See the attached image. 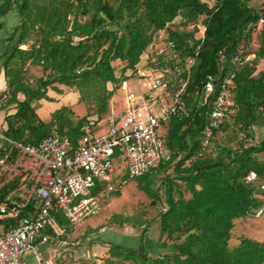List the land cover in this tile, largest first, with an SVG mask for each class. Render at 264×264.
Instances as JSON below:
<instances>
[{
  "label": "trees",
  "instance_id": "16d2710c",
  "mask_svg": "<svg viewBox=\"0 0 264 264\" xmlns=\"http://www.w3.org/2000/svg\"><path fill=\"white\" fill-rule=\"evenodd\" d=\"M252 1H8L13 2L20 19L8 39L10 44L18 37L17 42L11 52L3 54L9 75L7 101L16 108L6 119L5 136L12 140L37 145L56 128L75 143L85 124H97L109 111L119 81L114 63L124 64V74L137 70L150 44L163 33L176 42L183 55H195L191 91L199 89L209 75L222 78L228 70L236 71L233 110L214 131L202 156L198 152L210 101L203 103L191 95L188 101L194 103L193 116L174 117L164 124L171 158L156 168L174 173L173 195L168 209L159 212V254L150 256L140 249L137 264H264V242L242 237L230 246L237 221L264 208V160L260 159L264 153V0L260 7ZM199 22L206 30L195 54L198 42L190 37L203 34ZM180 26L192 30L180 31ZM255 31H259L261 46L253 52ZM30 41L27 49L20 48ZM240 53H254L255 57L237 63L234 57ZM28 61L42 69L34 85L22 79ZM54 83L76 90L86 105L87 114L77 124L66 115L73 113L70 108L55 111L49 122L36 114L33 102L45 98ZM21 93L27 95L23 100ZM229 131L234 137L219 141ZM237 132L255 143H245ZM2 150L5 155L9 145ZM248 175L252 176L249 182ZM11 187L0 189V203ZM17 224V219H0L4 229Z\"/></svg>",
  "mask_w": 264,
  "mask_h": 264
},
{
  "label": "built area",
  "instance_id": "2783aa9c",
  "mask_svg": "<svg viewBox=\"0 0 264 264\" xmlns=\"http://www.w3.org/2000/svg\"><path fill=\"white\" fill-rule=\"evenodd\" d=\"M199 23L203 34L190 37L198 42L195 54L206 30ZM180 29L184 31L183 26ZM253 58L252 53L246 56L240 53L234 61L241 63ZM194 62L195 55H183L167 33L160 34L150 44L147 57L137 70L124 74L120 69L118 89L124 94V108L121 114L109 118L105 126L85 124L83 134L75 143L55 128L37 145L0 134V139L9 145L0 160V189L12 185L0 203V219L18 220L14 227L0 228V264H27L24 255L36 251L41 244L60 249L79 244L80 240L66 237L68 228L61 224L60 218L67 220L70 230L76 229L99 214L104 204L120 193L130 179L169 161L171 151L158 129L174 117L193 116L194 103L188 101L191 95L203 103L211 102L198 156L207 151L214 131L233 110L236 71L230 69L222 78L209 75L199 89L191 91ZM130 77L137 80L139 94L130 89ZM8 97L6 92L1 100ZM240 139L254 144L243 132ZM120 157L127 161V168L116 180L114 161ZM251 180L252 176L248 175L246 181Z\"/></svg>",
  "mask_w": 264,
  "mask_h": 264
},
{
  "label": "crops",
  "instance_id": "0c3cea01",
  "mask_svg": "<svg viewBox=\"0 0 264 264\" xmlns=\"http://www.w3.org/2000/svg\"><path fill=\"white\" fill-rule=\"evenodd\" d=\"M8 1L9 0H0V134H5L8 128L6 121L7 115L16 112L15 104L8 103L7 101L9 97L6 100H1V97L9 91V75L6 73V68L3 63V54L6 51L11 52L13 50L18 37H15L13 43L10 44H8V39L13 28L19 24L20 20L18 11L13 2L8 4ZM31 43L30 41L29 43L21 44L20 48L27 49ZM252 55L255 57L254 53H252ZM114 64L116 65L115 74L117 76L120 74V69L123 68L124 64L121 61H116ZM41 75V67L32 65L30 61H28L22 72V79L24 82L34 85L37 78ZM51 88H54L57 92L50 90ZM26 96L27 95L24 93H21L19 98L23 100ZM46 97L47 98L36 100L32 104L36 114L44 122H49L52 119V114L61 107L69 106L68 108L73 107L74 109L82 104V102H80V95L76 90L59 83H54L52 86L48 87ZM114 98L115 95H113L112 101L110 100L111 105L109 104V108H111L113 113ZM123 108L124 103L122 100L119 114H121ZM119 114H113L108 117V119L101 118L98 123L105 126L104 123H107L109 118ZM261 134H263V132ZM5 145L6 143L0 139V160L4 157V154H2L4 150H2V148L4 149ZM263 155L264 153L261 155L262 157H260L261 160H264ZM164 173L167 172L160 170L158 176H164ZM167 174L170 173L168 172ZM173 175L174 173L172 172V176ZM120 176V171H117L115 175L116 180H118ZM163 180L162 178L157 192L161 199V206H159L158 209L154 207L153 209H148L149 212L150 210L153 211L154 215L151 214V216L155 217L150 219V221L135 226L121 223L115 219L109 220L106 217L100 220L96 216H93L76 229L70 230L67 220L61 217V224L68 228L66 237L80 240L79 244L66 249H60L50 244H41L36 251L26 253L23 257L24 261L27 264H137L140 249L141 253L148 252L150 256L159 254L161 249L158 247V243L162 230L159 221V212L160 209H168V204L173 195L172 178H169V181L167 180V185ZM116 195H113L111 199L104 204L102 210L106 208V211H108V207H110L111 203L115 202ZM103 227H106L105 231H101ZM0 228L3 227L0 226Z\"/></svg>",
  "mask_w": 264,
  "mask_h": 264
},
{
  "label": "rangeland",
  "instance_id": "374dc122",
  "mask_svg": "<svg viewBox=\"0 0 264 264\" xmlns=\"http://www.w3.org/2000/svg\"><path fill=\"white\" fill-rule=\"evenodd\" d=\"M261 3L262 0H255L251 2L252 5L257 7H260ZM179 30L181 31V29ZM191 30V26L184 29V31ZM252 40L253 43L251 44V49L253 50V52L258 51L261 46V38L259 36V31L254 32ZM260 69H262V61L258 66V70ZM144 70L145 72L148 71L146 68ZM128 80L130 89L133 90L135 93L139 94V87L136 85L137 80L134 77H130L128 78ZM50 90L56 91L54 88H51ZM114 95V113L112 112L111 108H109V111L103 114V116L101 117L102 119H108V117L112 116L113 114L120 113L121 101L123 100L124 94L120 89H117ZM82 104L78 105L74 109L73 107H70V110L73 113L66 112V115L69 116L72 120H74L75 124H77L79 120H81V118H83L87 114L86 105L84 103ZM68 107L69 106L61 108ZM165 131V125L160 126L158 129V132L160 134H165ZM96 132L101 133L99 131ZM237 133H239L240 135V132ZM231 136L234 137V135L230 131L228 133H222L219 136V141L228 142L230 141ZM114 163L116 166V170L120 171V174L122 175L127 168V161L123 157H120L117 158ZM160 170L161 169L155 168L151 172H148L143 176L130 179L129 182L124 186L122 191L116 195L117 197L114 202L116 204L112 202L110 207H108V211H106L107 209L104 208V210H101L99 214L96 215V217L100 220L104 219V217L109 220L115 219L117 221H120L121 223L132 224L135 226H139L143 222H148L150 221V219L155 218L154 216H151V214L154 215L153 211L150 210L149 212L148 209H153V207L158 209L159 206H161V199L159 198L157 192L160 187L162 178L164 179L163 182L166 185L169 181V178H172L171 171L169 172L170 174L164 173V176L159 177L158 175L160 173ZM242 237H248L253 240L264 242V208L257 210L254 216H250L248 218H244L237 221L236 227L233 230L232 238L230 239V246H235L236 244H238Z\"/></svg>",
  "mask_w": 264,
  "mask_h": 264
}]
</instances>
